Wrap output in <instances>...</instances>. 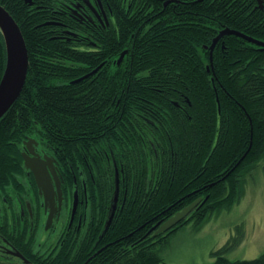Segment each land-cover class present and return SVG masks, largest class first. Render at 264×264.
Listing matches in <instances>:
<instances>
[{
	"label": "trees",
	"instance_id": "trees-1",
	"mask_svg": "<svg viewBox=\"0 0 264 264\" xmlns=\"http://www.w3.org/2000/svg\"><path fill=\"white\" fill-rule=\"evenodd\" d=\"M76 1L85 7L71 17L65 4ZM76 1L0 0L28 54L25 83L0 118V197L10 186H36L21 155L32 137L56 159L66 190L84 181L88 199L86 224L62 229L61 248L37 252L31 241L23 255L31 264H181L164 262L159 249L179 229L198 230L232 207L243 176L264 159V50L233 34L208 49L224 28L264 41V0H124L125 10L101 0L113 14L107 27ZM5 60L0 32V79ZM198 198L185 218L156 232ZM213 254L211 264H264V252Z\"/></svg>",
	"mask_w": 264,
	"mask_h": 264
},
{
	"label": "rangeland",
	"instance_id": "rangeland-1",
	"mask_svg": "<svg viewBox=\"0 0 264 264\" xmlns=\"http://www.w3.org/2000/svg\"><path fill=\"white\" fill-rule=\"evenodd\" d=\"M114 1H119V6L125 10L124 0ZM112 16V12L109 13V17ZM112 25L113 28L116 26L114 22ZM207 69L209 73L210 66ZM42 149V143H38V150ZM263 164L264 159H261L243 176L241 196L232 207L214 213L198 230L188 224L172 234L169 242L159 249L162 260L166 263L211 264L215 260L214 252H220L229 260L253 259L264 252ZM66 222L61 220L60 223H54L52 230L44 229L45 248H49L52 243L59 244ZM240 232L243 233L242 237ZM236 241L239 242L234 244Z\"/></svg>",
	"mask_w": 264,
	"mask_h": 264
},
{
	"label": "flooded vegetation",
	"instance_id": "flooded-vegetation-1",
	"mask_svg": "<svg viewBox=\"0 0 264 264\" xmlns=\"http://www.w3.org/2000/svg\"><path fill=\"white\" fill-rule=\"evenodd\" d=\"M81 1L82 4H84L83 0ZM96 1L98 4H95V12L91 7H88L89 10L84 8L82 12L89 14V11H91V14L88 15V19L92 21L90 17H93L94 15L96 18L95 19L93 17L95 21L99 22L101 26L104 25L105 27H107L108 15L109 13H111V11L109 7L103 5L101 0ZM77 3L78 2L76 1V4ZM74 5L75 4L72 2L65 4V8H67V12L65 13L71 17L75 11L73 9ZM79 6L77 7L78 11L79 9L85 7L82 5L80 7ZM78 11L76 10L75 14H79ZM68 34H70L72 37L78 36L77 32ZM40 155L42 156L43 153H41ZM60 175L61 173L59 174V177ZM84 185V181H82L81 183H78V181H76V184H74V187L71 190H66L65 182L62 178V196L60 201L61 204L59 203L60 197L58 196V193L55 192V194L53 195V204L48 203L46 207L44 204L43 196L39 193V190L36 188V186L33 187L32 184L28 186L26 183H24L23 185L20 184L16 186H10L6 190H4L3 194L1 193L2 196L0 197V217L6 214L7 221L4 220V226L0 225V257H25L23 254L24 252H28V250L26 249L25 251L24 249L26 248V244L30 243L31 241H33V247L31 248L37 252L42 251L51 254L52 252L57 251L58 248H61L59 246L63 245V241H60L58 245H56V243L58 242L52 243L49 245V248L44 247V225H42V223H44V218L46 220L48 212L52 208L51 212H53V221L51 223V230L54 228V223H60L61 220H67V227L65 228L64 232H68L74 228V220H76L78 228L80 227V225H85L88 199L86 190L85 188H83ZM74 196H76L77 200L76 212L72 222L70 223ZM67 198L69 199L68 201ZM81 205H83V209L85 208V210H81ZM36 221H41L38 228H36V225H34L36 224ZM34 229L35 231L33 232ZM11 231H14L15 235H11ZM32 232L33 238H31Z\"/></svg>",
	"mask_w": 264,
	"mask_h": 264
},
{
	"label": "water",
	"instance_id": "water-1",
	"mask_svg": "<svg viewBox=\"0 0 264 264\" xmlns=\"http://www.w3.org/2000/svg\"><path fill=\"white\" fill-rule=\"evenodd\" d=\"M29 1V0H27ZM258 3H261V0H258ZM0 32L2 34L5 51H6V60L5 67L0 79V118L5 114V112L10 108L13 102L18 97L26 79L27 67H28V54L27 48L21 34V31L14 21L12 16L0 5ZM237 35L239 37L245 38L248 41L254 42L260 46H263L264 50V42L254 39L250 36H246L245 34L231 30L229 28H224L218 32V34L212 39L211 45L209 46L210 50H213L216 42L224 35ZM126 50H123L118 58L117 64L119 65L124 55L126 54ZM93 69L90 74L95 73L99 67ZM89 75V74H88ZM87 76V75H86ZM85 76V77H86ZM84 77H80L75 79L74 82H77ZM27 146L28 153L23 152L22 158L24 162V166L30 170L34 176L36 185L39 189V192L43 195L44 203L47 205L48 203L53 204V195L55 192L58 193L59 203L61 204V183L58 178L56 167L54 165V160L47 155L41 157L32 147V143H36V141L32 138H29L24 142ZM116 184H118V177L116 179ZM117 190L114 195L113 204L111 206L110 217L107 220L105 230L109 226L112 221V217L114 215L116 209L117 202ZM201 201L202 198H198L194 200L192 203L181 209L179 212L175 213L172 217L163 222L156 232H160L166 229H169L174 224L178 223L180 220L185 218ZM77 200L76 196H74L73 208L71 211L70 223L72 222L75 212H76ZM52 210V208H51ZM51 210L48 212V216L45 222V229L50 227L53 212Z\"/></svg>",
	"mask_w": 264,
	"mask_h": 264
},
{
	"label": "bare ground",
	"instance_id": "bare-ground-1",
	"mask_svg": "<svg viewBox=\"0 0 264 264\" xmlns=\"http://www.w3.org/2000/svg\"><path fill=\"white\" fill-rule=\"evenodd\" d=\"M178 212H179V211H178ZM110 216H111V215H110ZM110 216H109V217H110ZM112 218H113V217H112ZM21 258H22L23 260H25L28 264H31V262L29 261L28 258H26V257H25L26 259H25L24 257H21ZM29 262H30V263H29ZM32 264H34V263H32Z\"/></svg>",
	"mask_w": 264,
	"mask_h": 264
}]
</instances>
